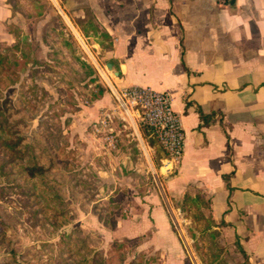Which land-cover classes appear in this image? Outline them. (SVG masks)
Segmentation results:
<instances>
[{
    "label": "rangeland",
    "instance_id": "374dc122",
    "mask_svg": "<svg viewBox=\"0 0 264 264\" xmlns=\"http://www.w3.org/2000/svg\"><path fill=\"white\" fill-rule=\"evenodd\" d=\"M8 1L0 54L20 64L0 73V118L8 116L0 132V264L10 251L8 264L81 256L129 264L139 255L151 264L242 263L226 233L212 241L202 233L209 210L201 200L192 206L171 195L176 169L162 167L156 138L113 94L107 41L88 23L103 30L98 17L113 0ZM215 253L220 261H209Z\"/></svg>",
    "mask_w": 264,
    "mask_h": 264
},
{
    "label": "crops",
    "instance_id": "0c3cea01",
    "mask_svg": "<svg viewBox=\"0 0 264 264\" xmlns=\"http://www.w3.org/2000/svg\"><path fill=\"white\" fill-rule=\"evenodd\" d=\"M113 2L98 20L116 84L169 94L184 132L171 195L201 191L244 264H264V0Z\"/></svg>",
    "mask_w": 264,
    "mask_h": 264
},
{
    "label": "built area",
    "instance_id": "2783aa9c",
    "mask_svg": "<svg viewBox=\"0 0 264 264\" xmlns=\"http://www.w3.org/2000/svg\"><path fill=\"white\" fill-rule=\"evenodd\" d=\"M95 67L100 77L112 84L105 69L100 65ZM112 91L118 104L125 112L133 111L142 120L166 153L162 167L167 171L176 169L183 150L184 132L178 115L171 107L169 94L147 87H115L113 84Z\"/></svg>",
    "mask_w": 264,
    "mask_h": 264
},
{
    "label": "trees",
    "instance_id": "16d2710c",
    "mask_svg": "<svg viewBox=\"0 0 264 264\" xmlns=\"http://www.w3.org/2000/svg\"><path fill=\"white\" fill-rule=\"evenodd\" d=\"M88 23H89V28H91V30H95V33H98L100 38H102L103 40L107 41L106 48L110 47L109 36L107 35L106 31L101 30L99 32H96L98 30L96 28V26L93 23L90 24V20L88 21ZM15 47L16 48H20V47H18V44H16ZM21 47H23V45H21ZM22 53H23V56L26 58L24 49L22 50ZM109 62H111V61H109ZM10 64L18 65L20 63L18 62V60H15V59L13 61H9L6 56L4 57V55L0 54V73L3 71V69H5L6 66H8ZM101 96H102V89L99 88L98 91H97V94L94 95V97L95 98H99ZM0 112H2V110H0ZM7 119H8V116L6 114L1 116V118H0V132H1L2 127L4 125L3 123H6ZM143 125H144V129H145L146 133L149 135L150 134V129L145 124H143ZM16 144H17L16 142L11 144L10 145L11 148H13V146H15ZM164 156H166L165 152H164ZM30 160H31V166H30V168H31L35 164V160L32 157H30ZM53 193H54V196L56 198H59V195L56 192H53ZM182 200L184 202H186L187 204L192 205V206H196L197 202L201 200L204 208L209 210V207H208L209 203H210L209 198L206 197L204 199V201H203V195H200L198 193L195 194L194 196H192L188 192H185L183 194V196H182ZM207 217L208 218H204V216H200L198 218V216H197V220H200V219H203V218L205 219L206 226L204 227L202 233L206 234L211 239L210 241H212V239L216 238L217 235L220 234V231L218 229L214 228L213 226L220 225L222 223V221H220L219 223L216 224L215 221L213 220V218L211 217L210 213L208 214ZM1 248H4V246L3 247L0 246V249ZM237 248L239 249V251L241 252V255L243 257V262L240 263V264L246 263V257H245L244 251L242 250V248L238 244H237ZM12 254L13 253L11 251L8 252V254L5 255V257H4V259H6V260L3 263H1V264H8V260H12L13 259V255ZM218 256H219V253L212 254V257H211V259H209V261L212 260V259H215L216 261H220V258ZM138 258H139L138 261H135V262L131 261L129 264H151L152 262H154V258L153 257L147 258V259H143V255H139ZM92 260H94L93 256H86V257L81 256L78 260H75L73 262V264H87L89 261H92ZM219 263L220 262H217L215 264H219ZM97 264H105V259L103 258V256H100L98 258Z\"/></svg>",
    "mask_w": 264,
    "mask_h": 264
},
{
    "label": "water",
    "instance_id": "95a60500",
    "mask_svg": "<svg viewBox=\"0 0 264 264\" xmlns=\"http://www.w3.org/2000/svg\"><path fill=\"white\" fill-rule=\"evenodd\" d=\"M111 66H112L111 63H109V62L106 63V67H108L111 70V72H113L115 75H117V72Z\"/></svg>",
    "mask_w": 264,
    "mask_h": 264
},
{
    "label": "bare ground",
    "instance_id": "6f19581e",
    "mask_svg": "<svg viewBox=\"0 0 264 264\" xmlns=\"http://www.w3.org/2000/svg\"><path fill=\"white\" fill-rule=\"evenodd\" d=\"M76 31V30H75Z\"/></svg>",
    "mask_w": 264,
    "mask_h": 264
}]
</instances>
